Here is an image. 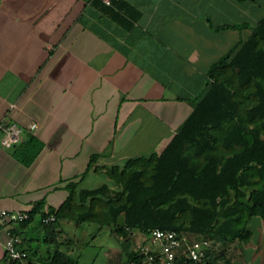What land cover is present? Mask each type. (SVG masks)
<instances>
[{"label": "crops", "instance_id": "1", "mask_svg": "<svg viewBox=\"0 0 264 264\" xmlns=\"http://www.w3.org/2000/svg\"><path fill=\"white\" fill-rule=\"evenodd\" d=\"M124 1L117 20L103 1L0 0V124L24 128L13 148L0 130V209L48 212L67 199V182L94 189L111 182H99L106 168L160 154L211 66L264 17V0ZM33 221L16 225L24 247L44 235Z\"/></svg>", "mask_w": 264, "mask_h": 264}, {"label": "trees", "instance_id": "2", "mask_svg": "<svg viewBox=\"0 0 264 264\" xmlns=\"http://www.w3.org/2000/svg\"><path fill=\"white\" fill-rule=\"evenodd\" d=\"M111 1L114 6L106 7L107 12L118 20L113 13L128 2ZM230 27L236 26H225ZM208 76L209 87L160 154L106 168L111 182L94 189L67 182L69 195L61 206L46 212L38 204L20 225L40 216L46 241L56 240L62 221H73L118 225L126 238L135 231L149 234L161 228L191 239L249 243L252 222L264 220V17L247 39L211 66ZM96 160L94 156L91 163ZM24 161L28 164L31 158ZM51 214L56 221L44 223ZM15 231L22 236L19 228ZM23 243L24 238L19 247L27 256L12 260L6 255L2 264H78L57 240L47 254ZM144 257L134 252L132 264ZM207 260L221 264L213 250Z\"/></svg>", "mask_w": 264, "mask_h": 264}, {"label": "rangeland", "instance_id": "3", "mask_svg": "<svg viewBox=\"0 0 264 264\" xmlns=\"http://www.w3.org/2000/svg\"><path fill=\"white\" fill-rule=\"evenodd\" d=\"M105 179L108 177H101L99 182ZM39 223L40 216H37L33 225ZM251 226L254 237L249 243L241 244L236 240L216 242L213 251L221 264L227 260L229 264H264V220H254ZM60 229V249L75 257L78 264H132V254L138 245L145 244L142 242L146 240L150 242L149 234L141 232L131 234V238L138 237L137 242L126 238L118 225L109 227L96 222L77 225L73 221H62ZM39 237L41 241L35 242L34 248L39 245L44 254L56 248L57 244L44 240L43 234L40 233ZM69 240L73 242L69 243Z\"/></svg>", "mask_w": 264, "mask_h": 264}, {"label": "built area", "instance_id": "4", "mask_svg": "<svg viewBox=\"0 0 264 264\" xmlns=\"http://www.w3.org/2000/svg\"><path fill=\"white\" fill-rule=\"evenodd\" d=\"M102 1L107 5L112 4L111 0ZM37 128L36 122L29 126L31 131ZM0 130L3 133L4 147L13 148L21 142L24 128L17 123H1ZM30 218V210L0 209V240L3 236L7 237L6 255L12 260L27 256V252L19 247L23 238L15 231V227ZM42 221L49 224L55 222L56 217L51 214L45 216ZM149 236L150 242L143 241L145 244H140L136 249L137 253L145 255L143 261L136 264H209L207 254L214 250L216 244L214 240L204 236L191 239L188 234L161 228L151 230Z\"/></svg>", "mask_w": 264, "mask_h": 264}]
</instances>
